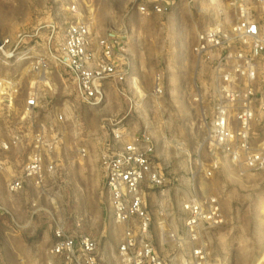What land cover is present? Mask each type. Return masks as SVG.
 I'll list each match as a JSON object with an SVG mask.
<instances>
[{
	"label": "rangeland",
	"instance_id": "374dc122",
	"mask_svg": "<svg viewBox=\"0 0 264 264\" xmlns=\"http://www.w3.org/2000/svg\"><path fill=\"white\" fill-rule=\"evenodd\" d=\"M139 1L0 0V41L27 35L19 47L21 59L6 65L0 54V78L10 76L20 84L11 108L0 105V143L20 137L8 151L0 148V264H70L48 253L57 226L96 239L99 264H120L123 228L113 220L99 161L106 148L122 144L112 138L116 127L124 139L143 130L153 139V165L165 184L144 185L143 191L152 216L149 238L167 264L190 262L192 245L177 244L167 233L183 235L182 204L196 196H216L222 208L223 223L201 234L213 264H258L264 255V171L241 173L225 154L211 153L210 69L193 54L198 32L233 24L231 0H180L170 13L151 16L136 10ZM76 22L89 25L94 47L109 34L122 38L116 56L127 68L123 85L129 98L107 82L103 102L88 106L63 68L51 63L46 78L30 69L36 56L49 55L50 26L55 27L53 49ZM257 64L261 81L264 56ZM158 71L165 88L159 97L152 95ZM30 93L38 95L40 107L24 115ZM42 127L47 137H57L44 160L53 162L55 171L41 185L26 179L21 190L10 192L8 184L21 177ZM252 130L254 146L264 147V116Z\"/></svg>",
	"mask_w": 264,
	"mask_h": 264
},
{
	"label": "built area",
	"instance_id": "2783aa9c",
	"mask_svg": "<svg viewBox=\"0 0 264 264\" xmlns=\"http://www.w3.org/2000/svg\"><path fill=\"white\" fill-rule=\"evenodd\" d=\"M179 2L140 0L136 10L144 16L164 15ZM231 4L235 21L229 29L211 26L201 30L193 48L194 56L210 69L213 110L207 122V140L211 153L225 154L241 173L243 170L260 172L264 171V147L254 146L252 129L254 122L264 116V79L259 80L257 64L258 59L264 56V0H231ZM50 28L47 38L49 55H38L31 61L33 72L46 78L51 63L63 68L75 85L78 99L88 106L95 107L103 102L107 82L115 83L120 95L129 98L123 85L127 79V68L118 62L116 56L123 49L119 35L98 38L94 47L89 25L76 22L67 26L63 41L51 49L55 27L51 25ZM26 37L18 34L13 41H0L4 64L10 65L21 59L19 47ZM19 90L18 80L10 76L1 77L0 105L10 109ZM164 91L163 74L158 71L153 77L152 95L159 97ZM39 107L38 95L30 93L24 102V115L33 114ZM57 117L63 119L61 114ZM45 132L44 127L36 132L33 151L21 177L8 184L10 192L21 190L26 179L41 185L47 175L55 171L53 162L45 164L44 160L45 155L56 147L57 137H47ZM111 134L114 140H122V144L117 148H106L99 161L113 220L123 228L117 259L120 264H167L149 238L152 216L146 208L143 191L144 185L162 187L165 184L164 176L153 165V139L146 130L127 139L118 127L111 129ZM19 142L20 137L15 136L0 143V148L8 151ZM80 152L85 155V150ZM182 210L185 214L183 235L168 232L167 236L177 244L192 245L189 264H213L201 241V234L204 229L216 228L224 221L218 198L196 196L184 202ZM53 237L48 250L50 256L62 257L70 264H99L96 239L85 234H68L60 226L54 229ZM258 264H264V255Z\"/></svg>",
	"mask_w": 264,
	"mask_h": 264
}]
</instances>
